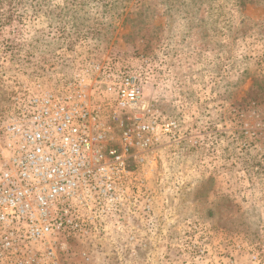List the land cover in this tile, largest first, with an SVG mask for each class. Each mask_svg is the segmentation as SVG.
<instances>
[{
  "label": "rangeland",
  "instance_id": "rangeland-1",
  "mask_svg": "<svg viewBox=\"0 0 264 264\" xmlns=\"http://www.w3.org/2000/svg\"><path fill=\"white\" fill-rule=\"evenodd\" d=\"M92 60L136 76L160 135L131 151L129 215L75 241L69 263L252 264L264 250V0H0V103L14 76L49 83Z\"/></svg>",
  "mask_w": 264,
  "mask_h": 264
},
{
  "label": "built area",
  "instance_id": "built-area-1",
  "mask_svg": "<svg viewBox=\"0 0 264 264\" xmlns=\"http://www.w3.org/2000/svg\"><path fill=\"white\" fill-rule=\"evenodd\" d=\"M6 90L0 264H70L75 241L107 237L106 225L132 210L131 151H149L157 142V116L136 76L100 60L49 83L14 76ZM125 236L135 238L129 231ZM263 253L252 248V264H264ZM79 255L89 259L87 251Z\"/></svg>",
  "mask_w": 264,
  "mask_h": 264
}]
</instances>
